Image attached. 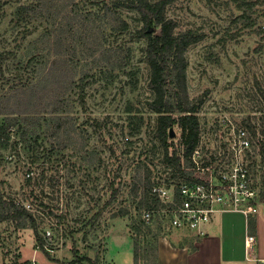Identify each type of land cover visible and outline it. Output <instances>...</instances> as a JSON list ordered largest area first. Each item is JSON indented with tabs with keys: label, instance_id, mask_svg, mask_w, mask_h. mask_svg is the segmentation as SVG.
<instances>
[{
	"label": "rangeland",
	"instance_id": "1",
	"mask_svg": "<svg viewBox=\"0 0 264 264\" xmlns=\"http://www.w3.org/2000/svg\"><path fill=\"white\" fill-rule=\"evenodd\" d=\"M115 1L0 0V193L30 204L36 234L51 227L62 242L56 250L105 264L115 234L127 237L115 245L121 264H133L128 237L138 240V264H154L152 233L159 238L173 230L165 222L144 224L140 211L156 203L144 188L147 171L163 176L165 160L157 114L148 105L141 20L123 5L114 10L125 28L110 9L101 16ZM38 2L40 13L17 11ZM165 16L175 32L200 36L185 51L186 75L189 98L201 101L197 115L207 143L224 136L219 121L251 124L259 142L249 159L261 186L264 0H171ZM118 51L122 65L113 58ZM172 130L177 144L179 129ZM32 254L46 258L33 228L0 220V264L35 260Z\"/></svg>",
	"mask_w": 264,
	"mask_h": 264
},
{
	"label": "built area",
	"instance_id": "2",
	"mask_svg": "<svg viewBox=\"0 0 264 264\" xmlns=\"http://www.w3.org/2000/svg\"><path fill=\"white\" fill-rule=\"evenodd\" d=\"M221 122L225 123L226 130L224 136L212 135L216 145L207 143L199 124V139L190 154L189 164L185 165L181 160L180 166L175 167L165 161V174L160 176L161 173L155 172L150 178L148 192L156 203L141 209L140 219L144 224L165 222L161 226L168 230L189 229L202 234L203 226L218 212L257 213L259 174L253 171L249 158L258 155L255 151L258 133L231 121L227 124L219 121L220 125ZM171 150L169 147V154ZM21 203L31 210L29 203ZM58 238L51 227L46 228L42 234V247L48 253H54L55 245L62 243H58ZM255 245V235H245L246 252L252 255L255 264H264V258L254 253ZM22 264L37 262L32 259Z\"/></svg>",
	"mask_w": 264,
	"mask_h": 264
},
{
	"label": "trees",
	"instance_id": "3",
	"mask_svg": "<svg viewBox=\"0 0 264 264\" xmlns=\"http://www.w3.org/2000/svg\"><path fill=\"white\" fill-rule=\"evenodd\" d=\"M170 1L116 0L112 7L105 6L107 10L101 16L106 15L110 9L108 14L117 22V26L125 28L127 25L126 22L119 15H116L114 9L123 5L136 10L139 14L141 26L138 28L137 34L143 37L145 41L144 59L149 68L148 86L152 92V99L148 102V105L157 114L155 135L163 148V159L166 162H170L173 166L178 167L180 166L181 160H183L185 165L189 164L190 154L199 139V119L197 111L201 101L192 100L188 96L186 75L187 58L185 51L200 36L192 30L174 31L175 24L173 20L165 16V7ZM28 10L38 11L40 13L39 2L34 7L33 5H20L17 9L18 13ZM84 20L87 21L86 18ZM117 26L112 25L114 29ZM114 53L113 58L115 63L117 65L124 64L125 62L122 60V56H120L121 51ZM55 111H57L56 108L53 109V112ZM173 126L179 129V145L178 142L177 144L173 142V138H170V128ZM247 126L255 134V128L249 123H247ZM263 143V140H261V152L264 156ZM169 147H173L171 154H169ZM147 173L149 174V171ZM180 173L184 172L180 171ZM148 174L145 176V191L149 189L151 184L150 174ZM114 195L115 191L111 193L110 199ZM259 200L264 201V180L261 182ZM108 201L105 205L109 203ZM3 219L14 221L15 225L20 228H33L36 235V246L42 250L48 259L58 261L42 247V236L40 237L36 234V220L33 213L25 208L21 202L5 198L0 193V220ZM253 227V219L248 218L249 230H252ZM152 237L154 239V245H150L149 249L153 254L155 264L157 233H152ZM143 251H145L144 248ZM73 252L74 258L71 260L72 263L84 262L87 264H96L95 258L84 254L79 255L75 250ZM139 255L138 240L134 239L133 264H138Z\"/></svg>",
	"mask_w": 264,
	"mask_h": 264
},
{
	"label": "crops",
	"instance_id": "4",
	"mask_svg": "<svg viewBox=\"0 0 264 264\" xmlns=\"http://www.w3.org/2000/svg\"><path fill=\"white\" fill-rule=\"evenodd\" d=\"M257 209V213L249 215L242 212H218L203 226L202 234L176 229L167 236L159 237L156 243L155 264H255L252 255L246 252L244 238L248 233L254 234V253L264 258V201L259 200ZM248 218L254 221L252 230L248 228ZM126 239V236L123 238L115 234L110 235L104 259L112 264H121L120 252L115 245ZM128 239L133 245L132 239ZM56 251L57 254L52 257L58 261L47 257L37 260L35 254L28 259L34 258L37 264H87L72 263L74 257L67 251ZM108 261L105 264H108Z\"/></svg>",
	"mask_w": 264,
	"mask_h": 264
},
{
	"label": "water",
	"instance_id": "5",
	"mask_svg": "<svg viewBox=\"0 0 264 264\" xmlns=\"http://www.w3.org/2000/svg\"><path fill=\"white\" fill-rule=\"evenodd\" d=\"M173 135V130H172V128H170V136H172Z\"/></svg>",
	"mask_w": 264,
	"mask_h": 264
}]
</instances>
